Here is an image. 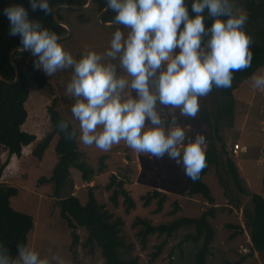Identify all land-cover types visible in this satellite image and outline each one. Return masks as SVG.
Instances as JSON below:
<instances>
[{"label": "rangeland", "instance_id": "rangeland-1", "mask_svg": "<svg viewBox=\"0 0 264 264\" xmlns=\"http://www.w3.org/2000/svg\"><path fill=\"white\" fill-rule=\"evenodd\" d=\"M243 1L235 0L234 8L243 13L247 12L246 25L252 32L250 34L264 50V17H261L264 12L252 13L247 6L245 10ZM87 2L88 0H84L85 4ZM95 7L94 5L87 11L61 7V19L70 24L72 34L59 42L75 59H79L89 50L103 53L109 47L112 33L117 28L99 24V13ZM254 16H257L256 20L259 18L257 24ZM101 21L104 22L103 18ZM119 28L125 34L128 31L124 26ZM106 59L118 63L110 61V58ZM117 72L123 75V70L119 67ZM71 74V68L58 70L49 76V85L46 88L30 89L29 99L25 103L28 118L22 129L34 134L36 140L29 148H23L20 158H10L0 180L18 189V194L11 198L13 208L34 218V229L29 234L28 246L38 251L41 256H47L50 264H59L53 257L64 259L66 264H105L99 250L90 253L82 246L88 235L84 229L77 231L80 242L77 245L72 244V230L60 215L59 200L54 196V185L41 182V179L52 176L58 161L55 152L58 136L52 138L42 158H37L32 153L53 131L48 112L53 103L55 109L71 121L79 135L78 121L72 119L70 111L76 98L65 91ZM255 74L264 75V67ZM132 95L135 96L134 91ZM200 103L202 106L195 118L179 116L178 109L174 114L178 117V124L186 128L189 138H194L198 132L205 133V153L211 151L215 154L208 173L203 177L210 188L214 205L202 195L188 194V177L184 175L182 166L177 165L166 153L159 158L151 157L148 153L132 150L124 141L114 144L107 151L94 145L85 146L78 141L83 159L93 166L96 173L93 180L87 183L82 180L81 173L73 168L69 181L61 191V197L74 195L85 204L92 187L99 203L115 217L123 219L122 235L128 244L134 246L132 255L139 257L140 264H192L197 246L192 242H183L185 235L194 232L193 228H181L168 239L161 255L152 262L151 254L164 240V236H149L147 246L143 248L137 236L140 226H134L137 218L149 220L157 226L168 224L180 217L198 218L212 207H215V216L210 218V222L215 227L216 238L212 243V253L207 264H231L244 255L249 257L243 264H264L263 254L253 250L250 239V221L255 214L252 195L264 197V89H253L250 78L241 83L234 91V117L223 126L216 121L215 106L209 94L201 98ZM206 110L211 117L209 123L202 120ZM162 115L167 119L171 118L167 107ZM237 143L245 147V151L234 155L232 146ZM227 157L233 160L235 175L231 172ZM7 160V150L0 146V166ZM13 163L15 164L10 168ZM113 175L118 181L124 182V188L135 202L134 209L126 210L122 195L118 197L117 206L110 200L112 191H108L106 186ZM155 190L167 194L166 202L159 213L156 212L157 199L148 206L144 205L143 200L147 193ZM176 204L178 210L173 213ZM234 233L237 235L232 237Z\"/></svg>", "mask_w": 264, "mask_h": 264}, {"label": "clouds", "instance_id": "clouds-1", "mask_svg": "<svg viewBox=\"0 0 264 264\" xmlns=\"http://www.w3.org/2000/svg\"><path fill=\"white\" fill-rule=\"evenodd\" d=\"M234 3L191 0L195 15L190 17L186 0H105L106 10L115 13L113 23L128 31L117 27L103 53L89 50L79 59L63 47L59 34L30 19L23 5H9L2 12L9 35L20 38L19 50H30L35 57L34 68L48 77L71 68L65 91L76 98L70 111L79 135L70 120L60 119L57 128L66 139L76 137L103 151L124 141L151 157L166 153L195 181L206 167V134L189 138L174 113L178 109L179 116L195 118L201 98L214 87L230 88L234 72L251 66L253 40L244 27L248 17ZM29 6L46 15L55 12L50 0H29ZM206 18L212 20L209 26ZM250 83L253 89H264V75L253 73ZM165 107L170 119L162 115ZM16 247L13 257L0 241V264H50L26 244Z\"/></svg>", "mask_w": 264, "mask_h": 264}, {"label": "trees", "instance_id": "trees-1", "mask_svg": "<svg viewBox=\"0 0 264 264\" xmlns=\"http://www.w3.org/2000/svg\"><path fill=\"white\" fill-rule=\"evenodd\" d=\"M94 3L99 13L106 8L105 0H95ZM186 3L190 17L194 16L195 14L191 12V0H186ZM14 4L23 5L29 12V18L40 21L42 27L49 28L59 35L68 33L65 27L55 21L53 14L46 15L39 9L33 11L29 6V0H0V73L9 81H14L16 77L15 68L10 61V52L14 48L22 46L19 42V36L9 35V21L3 15L2 10ZM50 4L53 8L62 4L80 7L86 5L84 0H50ZM246 5L252 13L264 12V0H249ZM60 10L61 7L57 9L59 19H61ZM204 14L206 15V10ZM114 15L113 11H107L103 17L104 22L113 23ZM256 17L254 16L255 24L258 23L259 19L256 20ZM204 22L206 26H209L212 20L206 18ZM244 27L247 30H245L246 33L253 37L250 34L252 32H250L249 26L245 24ZM255 39L252 38L253 43L250 45L253 52L251 66L234 72L230 88L214 87L208 93L212 104L215 106L216 121L222 126L234 117V91L241 83L247 81L253 73L264 67V50L256 44ZM13 58L19 69V81L8 84L0 79V146H3L8 154V160L0 166V179L3 170L10 162V158L13 156L20 158L23 148H29L28 146L36 140L34 134L22 129L28 118L25 103L29 99L30 89L42 90L49 85V77L41 70L34 68L33 61L35 57L32 56L30 51H15ZM54 106L53 103L48 109L53 131L37 145L32 153L37 158H42L52 138L55 135L58 136L55 146L58 161L53 169L52 176L49 179H41V182H50L54 185V196L59 200L60 215L72 230V244L77 245L80 242L77 231L84 229L88 235L82 246L88 249L90 253L99 250L105 264H140L139 257L132 255L134 246L128 244L122 235L123 219L115 217L103 204L99 203L92 187L89 190L88 200L85 204L74 195L61 197L62 189L71 177L72 168L78 170L81 173L82 180L87 183L93 180L96 171L83 159V152L79 149L78 139L76 137L66 139L64 133L57 128L59 120L67 118ZM210 118L206 110V113L202 115V120L205 123H209ZM70 128L75 129L72 123H70ZM205 154L206 167L201 170L199 178L195 181L187 178L188 194L191 196L202 195L211 205H214L210 188L203 181V177L208 173L215 154L211 151H207ZM232 162V158L227 157V163L230 165L231 172L234 173L236 167L232 166ZM106 189L112 191L110 200L114 205H118V197L122 195L127 206L126 210L129 211L135 208V202L130 193L124 188V182L118 181L115 175L111 177ZM17 194L18 189L16 187L0 180V241H3L9 254L13 257L17 255L16 246L18 242L28 246L29 234L34 229L33 216L15 210L11 204V198ZM252 197L255 214L252 219L250 218V239L253 250L264 256V197L257 194L252 195ZM154 199H157L156 212L159 213L162 211L167 197L157 190L149 192L143 197L144 205H150ZM177 210L178 204L175 205L173 213L177 212ZM214 216L215 207H212L203 212L198 218L180 217L168 224L157 226H154L149 220L137 218L134 226H140L137 236L143 248L147 246L149 236L155 234L164 236V240L155 247V251L151 254L152 262L161 255L168 239L179 229L185 227L193 228L194 232L185 235L183 242H192L197 246V250L193 254L192 264H207V260L212 253V243L216 238L215 227L210 222V218ZM235 235L237 233H234L232 237ZM248 257V255H244L231 264H243Z\"/></svg>", "mask_w": 264, "mask_h": 264}, {"label": "water", "instance_id": "water-1", "mask_svg": "<svg viewBox=\"0 0 264 264\" xmlns=\"http://www.w3.org/2000/svg\"><path fill=\"white\" fill-rule=\"evenodd\" d=\"M92 4H93V0H88L87 5L82 6V7H80V6H75V5H68V4L57 5V6L54 7L55 12L53 13V16H54L55 21H56L58 24H60V25H62L63 27H65V28L67 29V31H68V33H67L66 35H60V37H61L60 40H65V39L69 38L70 35L72 34V28H71V26H70L69 23H67V22L64 21V20L59 19L58 15H57V9L60 8V7H66V8H71V9H75V10H86V9H88ZM107 11H108V10H106V8H105V9H103V10L101 11V13H99V15H98V17H97V21H98V23L101 24V25L104 26V27H122V26H120V25H116V24H114V23H103V22L101 21L102 16H103ZM20 48H21V47H16V48H14V49L10 52V61H11L12 65L14 66V68H15V73H16L15 80H14V81L6 80V79L2 76V74L0 73V79H2L3 81H5V82L8 83V84H12V83L18 82L19 79H20L19 69H18V67H17V65H16V63H15V61H14V58H13V54L15 53V51H20V50H19ZM29 51H30V50H29Z\"/></svg>", "mask_w": 264, "mask_h": 264}, {"label": "built area", "instance_id": "built-area-1", "mask_svg": "<svg viewBox=\"0 0 264 264\" xmlns=\"http://www.w3.org/2000/svg\"><path fill=\"white\" fill-rule=\"evenodd\" d=\"M244 151H245V147H243L240 143H237L232 146V152L234 153V155H239L240 152H244Z\"/></svg>", "mask_w": 264, "mask_h": 264}, {"label": "flooded vegetation", "instance_id": "flooded-vegetation-1", "mask_svg": "<svg viewBox=\"0 0 264 264\" xmlns=\"http://www.w3.org/2000/svg\"><path fill=\"white\" fill-rule=\"evenodd\" d=\"M94 1H95V0H93V4L90 6L91 8L95 5ZM247 2H249V0H244V1H243L244 9H245L246 6H247V5H246ZM86 4H87V3H86ZM90 7H89V8H90ZM95 8H96V7H95ZM245 10H247V9H245ZM83 11H87V9H86V10H83ZM108 11H109V10H108ZM98 13H99V12H98ZM106 13H107V12H106ZM106 13H105V14H106ZM105 14H104V15H105ZM245 14L248 16L247 12H246ZM104 15H103V16H104ZM102 18H103V17H102ZM79 19H82V18L79 17ZM97 22H98V21H97ZM102 22H103V21H102ZM103 23H111V22H103Z\"/></svg>", "mask_w": 264, "mask_h": 264}, {"label": "crops", "instance_id": "crops-1", "mask_svg": "<svg viewBox=\"0 0 264 264\" xmlns=\"http://www.w3.org/2000/svg\"><path fill=\"white\" fill-rule=\"evenodd\" d=\"M92 166V165H91ZM93 167V166H92ZM73 169V168H72ZM72 169H71V172H72ZM94 169V168H93ZM204 181V180H203ZM167 195V194H166Z\"/></svg>", "mask_w": 264, "mask_h": 264}, {"label": "bare ground", "instance_id": "bare-ground-1", "mask_svg": "<svg viewBox=\"0 0 264 264\" xmlns=\"http://www.w3.org/2000/svg\"><path fill=\"white\" fill-rule=\"evenodd\" d=\"M87 5V4H86ZM85 6V5H84Z\"/></svg>", "mask_w": 264, "mask_h": 264}]
</instances>
